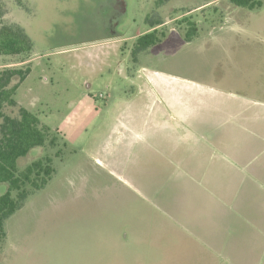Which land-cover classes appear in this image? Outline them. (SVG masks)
<instances>
[{"label":"rangeland","instance_id":"obj_1","mask_svg":"<svg viewBox=\"0 0 264 264\" xmlns=\"http://www.w3.org/2000/svg\"><path fill=\"white\" fill-rule=\"evenodd\" d=\"M260 1L251 9L229 0H0V26L22 28L33 47L29 55L0 56V69L30 67L15 105L3 107L4 114L16 117L23 106L55 136L54 145L36 147L18 160L23 171L48 156L55 173L5 221L0 264H115L131 259L133 251L143 262L150 237L166 231V212L154 205L169 200L173 187L174 215L211 218L208 206L198 215L192 204L177 199L178 187L189 182L186 171L220 172L222 177H205L199 185L243 192L245 164L264 159ZM169 18L183 38L188 26L182 20L193 21L192 41L179 46L169 36L133 56L137 34L151 26L147 19ZM259 63L261 73L253 77ZM167 84L188 88L196 101L228 112L237 107L228 95L240 94L244 98L237 103L246 118L223 126L222 117L205 111L180 124L176 135H147L144 150L135 138L134 152L118 151L111 144L112 127L121 117L138 116L148 100L140 86ZM227 194L223 201L239 203L236 194Z\"/></svg>","mask_w":264,"mask_h":264},{"label":"crops","instance_id":"obj_2","mask_svg":"<svg viewBox=\"0 0 264 264\" xmlns=\"http://www.w3.org/2000/svg\"><path fill=\"white\" fill-rule=\"evenodd\" d=\"M172 22L173 19L169 18L161 25L149 27L145 32L161 28L166 24L171 25ZM169 36L179 46L192 41V38L185 40L178 33L177 26L171 25L164 30V37L158 45L167 40ZM261 67L263 66L259 63V66L254 68L253 77L260 75ZM168 85L140 86V94L145 95L148 100L137 111L138 116L129 114L115 122L117 125L112 127L114 134L110 139L111 144L118 147V149L114 147L115 149L134 152L132 140L137 138L141 149L144 150L150 145V142L145 140L147 135L148 137L155 136V133L160 130L176 135V129L180 127V124L199 118L200 114H205V111H213L216 119H219V116L222 117L223 126L233 121L238 124L246 118L247 113L243 109V104L237 103V100L244 98L240 94L230 92L228 95L230 98H227V101L235 100L233 103L237 104V107L228 112L226 108L220 109L215 106L216 109H214L201 104L200 100L196 101L197 94L192 93L188 88L177 89ZM255 87L253 84L252 89ZM224 114L226 115L223 117ZM202 120L207 121L205 115ZM143 133H145L144 136ZM245 167L247 178L243 192L231 188L208 189L199 185L200 180L205 177L210 176L213 179L222 177L218 176L220 172L186 171L189 182L186 185L183 184L185 186L183 188L178 187L177 199L181 200L182 204H186L185 202L192 204L194 209L198 210V215L203 213V204L208 206L212 211L211 218L206 220L204 218L202 222V218L199 219L200 216L192 218L174 215L173 210H169L171 205L175 207L173 202L176 190L173 187L169 200L159 201L154 205L166 212V221L163 224L166 231L150 237L147 260L138 261V251H133L131 259L115 261V264H264V159H252L251 162L245 164ZM237 176L240 177V174ZM135 189L137 191V188ZM227 193L236 194L240 199L239 203L230 204L223 201ZM216 212L221 216L218 221L223 223H217ZM225 214H230L234 218H227ZM134 229L139 231L136 225ZM122 250L118 248L117 256L124 253L123 248Z\"/></svg>","mask_w":264,"mask_h":264},{"label":"trees","instance_id":"obj_3","mask_svg":"<svg viewBox=\"0 0 264 264\" xmlns=\"http://www.w3.org/2000/svg\"><path fill=\"white\" fill-rule=\"evenodd\" d=\"M237 7H260V0H229ZM3 9L0 6V18ZM152 26L161 25L159 20H149ZM187 23L186 39L190 40L196 32L195 23L183 19ZM164 32L152 29L136 37L132 54L143 52L149 47L159 44ZM32 40L22 28L0 26V56L29 55L32 53ZM135 59V58H134ZM30 67H8L0 69V250L6 237L5 221L12 213L23 206L31 193L42 190L55 173L51 158L40 157L32 161L22 171L18 168L19 158L27 156L34 148L43 147L46 143L54 145L55 136H51L49 127L43 125L39 117L23 108L18 109V116L4 114L3 107L14 106V95L18 86L27 78Z\"/></svg>","mask_w":264,"mask_h":264}]
</instances>
